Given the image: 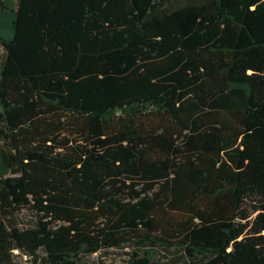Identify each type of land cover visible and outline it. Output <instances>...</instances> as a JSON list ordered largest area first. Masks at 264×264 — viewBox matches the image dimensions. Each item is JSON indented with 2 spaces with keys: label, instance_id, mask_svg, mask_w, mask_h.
Listing matches in <instances>:
<instances>
[{
  "label": "trees",
  "instance_id": "trees-1",
  "mask_svg": "<svg viewBox=\"0 0 264 264\" xmlns=\"http://www.w3.org/2000/svg\"><path fill=\"white\" fill-rule=\"evenodd\" d=\"M0 44V264H264V0H0Z\"/></svg>",
  "mask_w": 264,
  "mask_h": 264
},
{
  "label": "rangeland",
  "instance_id": "rangeland-1",
  "mask_svg": "<svg viewBox=\"0 0 264 264\" xmlns=\"http://www.w3.org/2000/svg\"><path fill=\"white\" fill-rule=\"evenodd\" d=\"M3 53L4 48L0 44V56H2ZM133 249V245H127L124 248H112L106 251L102 250L87 256L83 261L77 264H129L132 259ZM154 261L156 262L155 264H180L182 261L181 251L176 247H172L170 250L158 248Z\"/></svg>",
  "mask_w": 264,
  "mask_h": 264
}]
</instances>
